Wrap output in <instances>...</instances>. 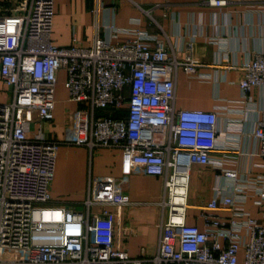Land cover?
I'll list each match as a JSON object with an SVG mask.
<instances>
[{"label": "built area", "instance_id": "obj_1", "mask_svg": "<svg viewBox=\"0 0 264 264\" xmlns=\"http://www.w3.org/2000/svg\"><path fill=\"white\" fill-rule=\"evenodd\" d=\"M229 3L199 4L221 9ZM158 7L137 6L154 23L150 14ZM245 9L257 12L262 33V5ZM7 11L0 14V82L8 90V98L0 101V264H264V222L244 208L255 196L252 203L264 218V107L255 106L249 95L254 88L259 101L264 98V41L231 66L241 72L239 98L222 107L255 114L250 137L259 173L241 176L231 165L223 166L232 160L210 157L216 150H238L237 138L215 139L218 107L173 108L177 71L188 79H206L197 73L200 63L192 55L199 24L184 28L181 47L177 35L170 37L156 23L152 32L110 23L107 37L95 36L89 45L72 39L58 47L50 41L52 0H14ZM230 13L223 10V19ZM119 34L126 38L110 41ZM207 41L216 46L215 61H227L226 39L213 35ZM59 71L67 99L86 109V138L75 144L89 152L97 147L120 152L118 177H87L81 211L51 204L49 195L59 142L46 138L41 128L52 117ZM192 164L219 168L224 179L198 208L201 228L185 221ZM134 165L161 180L154 203L158 237L150 255L142 249L130 255L115 243V213L108 210L131 204L123 179ZM221 210L227 215L216 213ZM4 250L17 254L2 257Z\"/></svg>", "mask_w": 264, "mask_h": 264}, {"label": "crops", "instance_id": "obj_2", "mask_svg": "<svg viewBox=\"0 0 264 264\" xmlns=\"http://www.w3.org/2000/svg\"><path fill=\"white\" fill-rule=\"evenodd\" d=\"M52 1L50 41L58 47L69 45L72 39L81 45H89L95 36L107 37L105 25L110 23L116 27H132L149 32L155 31L158 25L170 37L177 35L176 46L181 47L180 36L185 32L184 28L191 30L194 24V28L198 29L199 24L200 35L194 39L192 55L200 63L197 73L205 75L206 79H188L180 70L177 71L173 108L206 111L218 107L215 139L220 143L226 134L237 138L238 150H216L210 153V157L232 160L225 161L223 166L231 165L241 176L259 173V169L253 164L260 162V159L255 154L250 137L255 114L252 111L240 113L225 111L222 107L226 105V101L239 98L237 82L241 72L231 66L259 50L264 41V30L260 33L257 25V12L245 9L262 5L264 14V0H229L230 3L221 9L202 6L199 4L201 0ZM13 2L14 0H0V14H7V9ZM153 4L161 5L150 14L156 25L137 8ZM163 4L167 5V8L164 9ZM223 10L231 12L226 19H223L221 14ZM213 35L226 39L225 62L215 61L216 46L207 41V38ZM125 38V35L119 34L115 38H110V41L120 42ZM179 55H182V52H179ZM62 80L63 73L59 71L54 89L52 117L50 121L42 124L41 129L46 138L59 142L49 187L51 204L68 205L75 210V204L80 205L85 197L89 175L118 177L120 152L118 149L106 147H97L89 152L84 145L75 144L86 138V109L67 99ZM249 95L256 103L255 106L264 107V98L259 101L257 89H250ZM7 98L8 90L0 82V101ZM123 180H125L123 188L131 204L117 211L108 208L115 213L114 241L130 255L139 254V249H142L145 255H150L154 252L158 237L155 225L158 213L154 203L161 192V180L159 177L144 174L136 165L132 167L130 175ZM222 184L224 179L219 168L196 164L188 167L186 198L189 202L185 211L187 224L202 227V221L197 216L198 208L211 198L212 186ZM254 197L251 195L245 201L244 208L251 217L264 222L261 209L252 203ZM216 213L220 216L227 215L223 210Z\"/></svg>", "mask_w": 264, "mask_h": 264}, {"label": "rangeland", "instance_id": "obj_3", "mask_svg": "<svg viewBox=\"0 0 264 264\" xmlns=\"http://www.w3.org/2000/svg\"><path fill=\"white\" fill-rule=\"evenodd\" d=\"M188 202H189V200L187 201V198H186V204H188ZM74 208H75L76 211H81L82 210L81 205H78V204H75ZM14 254H17V252H8V251L4 250L2 252V257H10V256H12Z\"/></svg>", "mask_w": 264, "mask_h": 264}]
</instances>
